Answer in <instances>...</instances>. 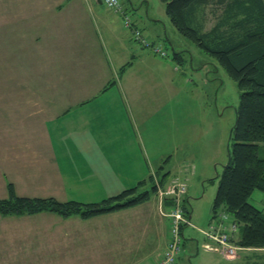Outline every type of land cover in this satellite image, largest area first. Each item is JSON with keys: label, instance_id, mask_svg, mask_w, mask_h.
<instances>
[{"label": "rangeland", "instance_id": "obj_1", "mask_svg": "<svg viewBox=\"0 0 264 264\" xmlns=\"http://www.w3.org/2000/svg\"><path fill=\"white\" fill-rule=\"evenodd\" d=\"M131 1L133 8L130 9L137 15L143 16L148 8L151 11L150 16L164 20L168 28L170 24L172 25L163 1ZM18 4L20 3H13V0H0V127H9L12 140L16 137L17 140L20 138L19 143L31 141V148L34 145L31 152L37 150L45 153V157L46 151L41 149L40 140L47 131L56 150L58 161L61 162L62 173L70 176L71 165L81 171L84 169V164L78 160L72 164V161L67 159L68 155L64 156L65 151L56 128L61 127L64 132H68L71 128L80 127L83 123L91 127V108L86 106V103L84 105L82 103L84 99L86 101L91 99V72L95 68V66L91 67V64L97 63L100 55L107 59L106 55L102 54L103 47H106L105 41L108 40L104 37L107 30L103 29L104 35L98 36L93 42V49L89 26L91 14H85L79 28L73 29L77 42L81 44L78 49H81L80 52L83 51L75 55L78 60L80 57V60L74 63L73 55L49 54L50 48L41 47L37 38L33 37L37 35V31L30 30L27 23L24 25L21 20L18 21L15 18L13 21L12 15L23 12L22 8L17 7ZM212 9L213 7L208 9L210 18L215 15ZM160 23L162 24L163 21ZM213 23L212 18L208 21L207 27H211ZM81 33L84 34L83 42H81L83 38L80 36ZM160 34L163 37L160 39L162 47L169 49L173 45L178 55H182L180 61L174 58V63H177L176 66L181 70L176 77L178 81H191V85L183 89V82L181 85L177 84L176 94L184 91L185 94L193 97L191 104L194 108L190 109L192 111L190 119L194 127L189 128L192 129V133L197 131L195 142L190 143L189 137L178 132L180 126L189 121V117H182V121L177 118V125L173 126V130L177 129V132H174L176 142L179 136L185 143L183 147L180 144L176 146L173 156L171 155L170 166L173 165L175 172L180 174L179 177L182 176L186 180L188 185L186 208L191 213V220L195 226L184 228L185 249L177 264H254V259L257 264H263L264 248L258 250L245 248L239 252L238 258L229 260L220 253L202 246L206 241L203 230L209 226L219 181L234 145L232 127L241 100V90L237 82L213 57L203 52L178 30L169 31L167 34L161 30ZM107 35L109 36V31ZM85 52L87 54H84ZM173 55V52H170L165 58L172 59ZM89 56L91 60L87 59ZM67 57L68 61L65 60ZM215 63L218 64V68L215 67ZM74 64L76 66H73ZM173 73L172 71L171 74ZM145 87L148 92H151L152 86ZM194 97L201 100V106L194 102ZM178 100L181 99L178 98ZM65 106H73L74 110L62 116H59L62 113L60 111L56 114L57 109L61 110ZM155 122L159 124L156 119ZM172 132V130L164 131L168 134L170 142ZM161 141L159 135V142ZM169 146H171L170 143L165 148ZM261 155L264 156V143H261ZM66 159L67 161H64ZM45 166L44 164V169L41 166L47 173L43 177L36 175V172L40 174L39 168L24 167L17 170L16 191L19 195L34 194L36 197L55 195L47 184L50 176L55 175L54 171L51 168L46 169ZM23 174L32 179L34 188L30 191L21 180ZM174 179L176 178L172 180ZM64 184L69 191L55 196L61 201L74 199L94 202L103 199L99 195L93 196L92 190L82 192L78 186L73 188L71 186L72 191H70L69 183ZM104 185H99V189L106 193V197L110 196L112 191H105ZM40 186L42 188H39ZM148 186L151 187V185ZM71 192L75 194L71 195ZM5 194L8 195V188ZM95 198L97 199L93 200ZM249 202L264 211V191L256 189L249 198ZM159 203L161 205L160 200ZM159 211L163 214L164 209L162 210L160 206ZM104 221L109 220L99 215L87 219L78 215L63 217L51 211L35 213L32 216H14V218L0 215V264H106L110 260L115 262L114 264H122L124 257H121L123 256L121 246L114 243V239L107 240L111 247H98L91 243V227L102 225ZM118 221L137 223V216L133 219L121 218ZM92 223L96 224L91 225ZM120 226L123 225L120 224ZM243 230L244 225L240 224L236 240L242 237ZM104 232L108 231L104 230ZM126 234L129 233L126 232ZM153 234L155 247L158 241H156L154 229ZM122 236L123 239L126 238L124 231ZM168 236L170 239V220ZM118 245L119 248H117ZM147 248L142 249L143 252L147 251ZM164 248L152 252L147 256L146 261L162 253ZM128 249L131 254L127 257L143 253L137 251L134 246Z\"/></svg>", "mask_w": 264, "mask_h": 264}, {"label": "crops", "instance_id": "obj_2", "mask_svg": "<svg viewBox=\"0 0 264 264\" xmlns=\"http://www.w3.org/2000/svg\"><path fill=\"white\" fill-rule=\"evenodd\" d=\"M125 1L128 3L127 5L125 2L127 7L133 6L131 0ZM13 3H20L17 7L23 9L22 13L12 15L13 21L15 18L18 21L21 20L24 25L27 23L30 30L37 31L38 36L33 35V37L37 38L41 47L50 48L49 54L73 55L74 63L80 60V57L78 60L75 55L83 51L80 52L81 49H78L81 44L77 42L73 29L79 28L85 14H91L89 26L93 49V42L98 36L104 35L103 29H106L107 33L109 31V36L107 33L104 35L108 40L105 41L106 47H103L104 52H102L107 59L100 55L99 61L91 64V67L95 66L91 72V99L86 101L83 98V103L81 102L91 108V127L83 123L80 127L71 128L68 132H64L61 127L56 128L58 138L63 144L64 156L68 155L67 159L72 161V164L77 160L80 161L84 164V169L80 171L71 165L70 176L62 173L61 162L58 161L56 150L47 131L40 140L41 149L46 151L45 157V153L37 150L31 152L34 146L31 148V141L19 143L20 138L17 140L16 137L12 140L9 127H0V197L7 196L5 191L9 182H12L16 189L18 169L24 167L38 169L40 165L44 169V164L46 169H53L55 174L50 176L47 183L48 188L55 193V195L52 194L53 197L69 191L64 184L67 182L70 188L78 186L82 192L92 190L93 196L99 195L101 199H104L106 193L99 189L101 184H105V191H112L110 194L112 196L154 174L165 182H170L173 178L185 179L182 176L179 177L180 174L175 172L173 165L170 166L176 146L180 144L183 147L185 143L179 136L176 142L174 132L176 133L177 129L173 130V126L177 125V118L182 121V117H189V121L181 125L178 132L189 137L190 143L195 142L197 131L192 133V129L189 128L193 126V121L190 119V113H192L190 109L194 108L191 104L193 97L185 94L184 91L176 94V85H181L183 81H178L176 77L181 70L176 66L177 63H174V58L180 61L182 55L174 57L175 47L172 45L174 55L172 59H169L135 42L132 40L131 31L124 25L121 13L107 8L99 0H13ZM150 14L151 11L147 8L143 16L137 13L134 15L145 34L151 40L161 43L160 39H163L161 30L167 34L169 31L174 32L175 27L170 24L168 28L164 20ZM80 36L83 37L81 39L83 42L84 34L81 33ZM117 43L119 45H116ZM89 58L91 60V56L87 57ZM65 60L68 61V57ZM129 61H132V64L119 74L122 66ZM110 80H113L114 84L103 91ZM182 85L183 89L189 88L191 81L185 80ZM145 86H152L151 92H148ZM194 102L200 106L202 104L201 100L195 97ZM72 109L74 110L73 106H65L61 110L57 109L56 114L60 111L62 113L59 116H62L72 112ZM155 119L159 121L158 125ZM168 130L173 131L171 142L168 134L164 133V131L169 132ZM68 134L72 136H67ZM159 135L161 142H159ZM31 139L34 140L32 137ZM159 143L160 146H158ZM169 143L171 146L165 148ZM41 166L40 174L36 172L39 177L47 174ZM161 166H163L162 169H160ZM22 177L21 180L27 185L28 191L34 188L31 178L25 177L24 174ZM72 193L71 195H74L76 192ZM159 200L157 193L138 205L99 215L105 216L109 221L91 227V243L98 247H111L107 240L114 239V243L121 246L123 255L121 257H124L122 264H148L151 260L146 261L147 256L164 248L169 239V218L159 211ZM166 204L164 208L168 209L169 205ZM189 215L192 217L191 213ZM25 216H32V214ZM135 216H137V223L117 222L121 218L133 219ZM94 224L96 223L91 225ZM153 229L156 231L155 236L158 241L155 247L153 246ZM104 230L108 232L103 233ZM123 231L126 235L125 239L122 236ZM132 246L136 247L137 251L143 252L142 249L145 247H148V250L140 255L127 257L131 254L128 248ZM114 263L110 260L106 264Z\"/></svg>", "mask_w": 264, "mask_h": 264}, {"label": "trees", "instance_id": "obj_3", "mask_svg": "<svg viewBox=\"0 0 264 264\" xmlns=\"http://www.w3.org/2000/svg\"><path fill=\"white\" fill-rule=\"evenodd\" d=\"M122 1L134 17L132 24L144 32L137 23L134 11L126 6L125 0ZM161 1L165 3L166 13L175 29L213 57L241 90L232 127L234 145L219 181L212 215L219 210L226 211L244 225L242 237L237 243L244 248L263 249L264 211L251 204L249 198L256 189L264 191V156L261 155V143H264V0ZM209 7H213L215 15H212L213 25L208 28L207 23L212 19ZM164 49L168 51L165 56L172 52V46ZM174 54L179 56L176 51ZM217 63L215 67L218 68ZM131 64L132 61H129L123 65L121 74ZM113 84L114 81L110 80L103 91ZM168 184L154 174L101 201L82 202L19 195L14 184L9 182L8 195L0 197V215L23 216L51 211L63 217L78 215L87 219L143 203L158 193L159 186L166 187ZM166 200L165 204L169 205V200ZM186 211L189 215L187 208ZM184 249L185 243L183 252ZM253 261L257 264L255 259Z\"/></svg>", "mask_w": 264, "mask_h": 264}, {"label": "built area", "instance_id": "obj_4", "mask_svg": "<svg viewBox=\"0 0 264 264\" xmlns=\"http://www.w3.org/2000/svg\"><path fill=\"white\" fill-rule=\"evenodd\" d=\"M109 9L121 13L124 25L131 30L133 39L161 56L167 55L168 51L160 43L151 40L143 33V30L132 24L134 17L127 10L122 0H99ZM188 185L185 181L176 178L166 187L158 188L161 198V209L164 199H169V207L163 214L170 220V239L163 252L154 257L148 264H176L183 253L184 228L194 226L191 217L186 211ZM163 210V209H162ZM195 227V226H194ZM239 222L229 213L219 210L210 219L207 229H202L206 237L203 247L220 253L225 258L231 259L239 256V251L245 249L236 240Z\"/></svg>", "mask_w": 264, "mask_h": 264}, {"label": "bare ground", "instance_id": "obj_5", "mask_svg": "<svg viewBox=\"0 0 264 264\" xmlns=\"http://www.w3.org/2000/svg\"><path fill=\"white\" fill-rule=\"evenodd\" d=\"M160 183V182H159Z\"/></svg>", "mask_w": 264, "mask_h": 264}]
</instances>
